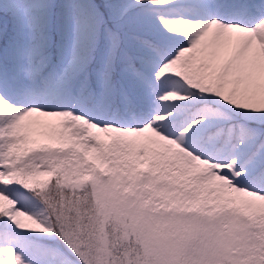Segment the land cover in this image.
Segmentation results:
<instances>
[{
	"label": "rangeland",
	"instance_id": "rangeland-1",
	"mask_svg": "<svg viewBox=\"0 0 264 264\" xmlns=\"http://www.w3.org/2000/svg\"><path fill=\"white\" fill-rule=\"evenodd\" d=\"M204 1L106 0L98 7L88 0H0L1 9L13 15L9 20L0 13V30L8 27L0 43V189L9 192L8 216L16 232L0 235V264H15L14 256L19 264H171L170 255L176 261L180 251L192 253L190 264L253 262L245 260L253 252L233 248H249L246 236L257 239L252 227L264 210V176L253 177V156L230 150L227 143L234 134L248 137L264 152V133L247 125L264 123V79L230 71L221 54L207 52L197 21L235 7L253 14L264 0ZM185 57L211 71L212 94L228 110L224 121L204 102L202 91L179 80L176 69ZM233 114L241 122L231 121ZM237 124L243 127L234 133ZM208 126L213 128L205 130ZM50 137L94 147L115 140L135 149L152 146L200 168L211 188L227 189L231 201L204 214L182 213L177 219L185 226L182 235L167 231L165 236L144 210L138 222L132 203L119 207L125 212H111L109 222L104 205L87 211L77 204L78 216L64 226L58 221L57 240L42 201L15 175L10 183L4 180L23 164L44 165ZM139 157L144 167V153ZM33 236L53 239L49 257L34 251Z\"/></svg>",
	"mask_w": 264,
	"mask_h": 264
},
{
	"label": "trees",
	"instance_id": "trees-1",
	"mask_svg": "<svg viewBox=\"0 0 264 264\" xmlns=\"http://www.w3.org/2000/svg\"><path fill=\"white\" fill-rule=\"evenodd\" d=\"M60 1L58 0V3ZM88 1L98 7H102V3L106 2V0ZM58 3H54L53 7H59ZM0 13L6 15L9 20L13 19V15L2 10L1 7ZM93 25L99 24L94 20ZM7 31L8 27L0 30V43L4 42ZM146 41L155 43L150 38ZM132 61L135 66L140 65V60L135 56ZM176 72L186 88L202 91L204 102L218 109L220 113L218 118L224 121L223 112L228 110L225 106H221L212 94L211 71L207 67L202 71L199 70L190 57H185ZM126 91L131 97L130 91ZM131 99L135 105H141L137 96ZM116 104L121 105V100L117 99ZM229 119L235 123L241 122L238 114L231 115ZM247 125L258 127L261 133H264V123L251 122ZM242 127V124H237L234 133ZM212 128L208 126L205 130ZM223 137L220 136L219 145L222 144ZM255 143L256 141H250L248 137L240 138L234 134L227 145L230 150L239 149L244 155H252L257 162V170L252 176L256 177L260 173L264 176V152L256 151ZM45 147L49 152L43 154L44 165L23 164L18 171L5 173L4 180L10 183L12 176L15 175V180L21 181L25 190L42 201V213L46 216V221L53 223V236L57 240L59 234L61 235L58 221L64 226L65 222L78 216V211L74 208L77 204L87 211H91L92 206L104 205L107 208L105 219L109 222L111 212H125L119 207L125 204L126 209L132 203L136 208L137 221L140 222L139 217L144 210L159 233L165 236L168 234L167 231H170L171 235H182L185 226L177 220L182 213L204 214L219 203L227 204L231 201L227 189L211 188L209 179L200 168L188 164L181 158L166 156L149 145L141 144L135 149L131 143L115 140L110 146L94 147L83 141L74 140L69 144L65 139L53 140L50 137L45 142ZM28 152L34 153L30 147ZM141 152L147 159L144 167L140 162ZM12 207L9 192L0 189V235L16 233L15 228L10 225L11 219L8 216ZM253 224L252 232L257 239L251 241V235L246 236L249 241L247 244H250L249 248L236 251L234 247L233 252H253L248 254L245 260L253 258L251 264H264V210L258 214ZM52 240L43 236H33L30 243L40 257L47 258L55 245ZM58 245L62 246L60 243ZM180 252L176 261L173 260L174 255H170V263L190 264L192 253ZM14 259H16L15 264H19L17 256H14Z\"/></svg>",
	"mask_w": 264,
	"mask_h": 264
},
{
	"label": "bare ground",
	"instance_id": "bare-ground-1",
	"mask_svg": "<svg viewBox=\"0 0 264 264\" xmlns=\"http://www.w3.org/2000/svg\"><path fill=\"white\" fill-rule=\"evenodd\" d=\"M196 4L205 5V1ZM197 29L206 37V51L221 54L230 71L264 79V7L253 14L232 8L224 15L201 16Z\"/></svg>",
	"mask_w": 264,
	"mask_h": 264
}]
</instances>
